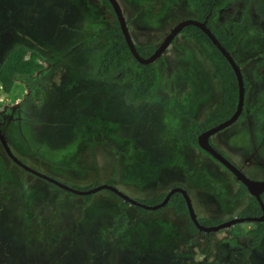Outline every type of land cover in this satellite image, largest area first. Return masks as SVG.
I'll list each match as a JSON object with an SVG mask.
<instances>
[{
  "label": "rangeland",
  "instance_id": "obj_1",
  "mask_svg": "<svg viewBox=\"0 0 264 264\" xmlns=\"http://www.w3.org/2000/svg\"><path fill=\"white\" fill-rule=\"evenodd\" d=\"M235 1H226L221 8H233ZM119 2L122 9L127 8V18L137 24L140 35L135 32V42H158L192 13L186 0ZM102 7L98 0H0V35L13 29V39L29 42L42 54H64L40 81L41 99L35 96L34 82L27 86L17 80L9 95L0 91V100L10 106L27 96L33 103L27 113L36 118L54 114L51 123L39 115L43 129L40 123L32 128L15 125L7 139L10 150L13 154L27 153L30 158L25 159L26 164L70 185L112 183L130 198L145 199L180 184L199 221L220 222L240 216L250 198L231 201L230 196L242 189L241 184L220 163L203 154L200 157L176 134L190 124L187 116L203 118L221 103L222 84L210 60L193 40L179 34L168 47L167 56L158 62L161 68L173 58L181 64L172 83L168 80L148 103H126L127 87L117 83L121 76L107 82L90 78L85 72L95 70V58L110 40L99 33L113 23L110 15L101 13ZM256 8L261 15L247 20L241 43L242 53L249 59L257 58L258 52L264 54V34L252 29L258 22L256 25L264 30V0H258ZM226 13H221V18L229 29L233 19L228 18L234 15ZM15 45V41L11 46L0 40L5 51ZM263 126L257 139L264 136ZM237 134L228 137L226 150L227 144H248V135ZM2 146L0 141V264H50V252L53 264L59 260H65L60 264H240L244 250L252 244L249 237L238 240L227 229L207 235L194 233L192 237L185 231L187 220L174 217L172 207L159 216L131 215L133 225L121 237L111 238L120 198L106 191L93 194V201L87 204L60 197L40 176L23 173ZM114 212L117 215H112ZM140 220L148 222L146 228L141 227ZM76 221L83 225L76 228ZM253 225L243 223L240 227L247 230ZM106 241L113 252L98 260L100 250L96 246ZM207 241L211 248L208 257ZM74 243L77 248L71 247ZM256 249L248 254L246 264H264L261 259L257 262L264 249Z\"/></svg>",
  "mask_w": 264,
  "mask_h": 264
},
{
  "label": "trees",
  "instance_id": "obj_2",
  "mask_svg": "<svg viewBox=\"0 0 264 264\" xmlns=\"http://www.w3.org/2000/svg\"><path fill=\"white\" fill-rule=\"evenodd\" d=\"M189 7L195 12L197 15L196 18L200 21H206L207 27L213 32V34L218 38L221 45L230 53L233 52L237 44L242 38V34L244 29L242 25L239 23H234V27L232 28L231 33L222 32L220 28H215L212 24V19L215 18L218 14V9H220L226 1L229 0H186ZM235 1V0H234ZM101 4L108 8L113 14L114 18V26L103 27L100 29L99 33L103 37L109 38V42L105 48L100 50L95 58V66L94 71L88 73V77L94 78L99 81H107L111 82L113 78L117 75L121 76V82H117L118 84H125L126 89L124 91V101L129 104H145L153 100L158 95V90L163 87L165 84L163 80V72L164 69L160 67L159 60H155L148 64L140 63L131 53L124 36L122 34L119 22L116 19L113 8L108 0H100ZM236 2V1H235ZM183 34L193 40L197 46L202 50L203 53L210 60L213 69L214 75L221 81L222 84V99L219 107L215 112L206 116L204 121H198L195 118H188L190 121L189 125L184 126L181 130H179L176 134L177 137H181L182 140L186 141V143L195 148L198 155L210 156L207 151L203 150L198 144V136L201 132L209 128L210 126L216 125L219 122L224 121L229 118L235 111L237 106L238 99V85L236 76L234 71L223 56V54L217 49V47L211 42L208 36L198 27L193 25L185 26L180 34ZM135 48L140 56L148 57L157 48V45L152 44L150 42L145 43H135ZM58 54V53H57ZM55 59H63L64 54H53ZM53 57V59H54ZM43 59L45 56L42 55L38 50L33 47L20 43L13 48L9 49L3 58L0 60V91H3L5 94H10L14 82L24 81L32 79L35 77V74L40 70L44 69ZM163 59V58H162ZM173 81V79H172ZM248 84L245 83V88L247 90ZM42 90L38 87L35 88V95L38 99H41ZM215 160V158L213 159ZM23 173H26L22 167H20ZM35 176V175H33ZM43 179V178H41ZM45 180V179H43ZM47 181V180H45ZM65 183L64 181H61ZM48 186L51 189L57 190L60 193V197L64 196L69 200L81 199L82 203H90L93 201V194H77L70 190H66L60 188L56 184L47 181ZM76 190H89L98 185H101V182H94V184L78 186V185H70L65 183ZM108 185H113L109 183ZM242 189L239 188L232 196L231 200H238L247 195L246 188L241 185ZM99 191H106L113 197L120 198L117 194L109 189H101ZM97 191V192H99ZM166 196V192H162L145 199H135L136 203H130L126 200L121 199L120 212L118 213V217L113 222L111 230V238H115L116 236L121 237L120 234H124L127 228L133 225L130 221V216L133 214L142 215V216H156L160 215L161 212L168 208L172 207L174 209V213L176 215H181L187 217L188 223L186 224V232L194 235L198 231L196 225L189 219L188 211L186 207V203L180 193H174L170 196L168 202L165 206L159 207L157 209L146 208L145 206H155L159 204ZM261 198L264 201V192L261 194ZM72 202V203H73ZM71 202L68 205L72 204ZM140 203V204H139ZM108 204V203H106ZM143 204V205H141ZM132 209V211H130ZM261 213L260 206L258 205L255 198L251 197L250 205L244 209L240 216H258ZM112 215H117L115 212ZM61 218V217H60ZM110 219V218H109ZM140 222H142L140 220ZM222 222V221H220ZM218 220H200V223L203 225H213L220 223ZM77 228L82 226L83 224L80 221L74 222ZM148 223V222H147ZM147 223H143L141 227L146 228ZM153 224V223H152ZM152 226V225H151ZM150 226V227H151ZM75 228V230H76ZM149 230V229H148ZM155 230L152 229V232ZM162 232V228H161ZM230 233L233 236L241 237L245 235H252L253 244L257 245L264 240V221L256 223V227L254 230L250 232H245L244 229L237 226H233L230 228ZM155 235V234H154ZM123 236V235H122ZM118 237V238H119ZM193 237V236H192ZM105 244V243H104ZM97 245L96 248L99 249L97 255V259H101L105 256H110V252H113L114 248H111L106 241V244ZM77 248L76 243L71 244V247ZM207 257L211 253L210 243L207 241L206 248ZM55 254V253H54ZM53 254V255H54ZM50 264H53L52 253L50 252ZM61 256V255H60ZM89 259V258H88ZM65 261V260H59ZM209 264V263H203Z\"/></svg>",
  "mask_w": 264,
  "mask_h": 264
},
{
  "label": "flooded vegetation",
  "instance_id": "obj_3",
  "mask_svg": "<svg viewBox=\"0 0 264 264\" xmlns=\"http://www.w3.org/2000/svg\"><path fill=\"white\" fill-rule=\"evenodd\" d=\"M95 1L97 2V0H95ZM98 1H100V0H98ZM234 3H235V5L233 6V8H230V9L220 8V9H218V14L215 18L212 19V24L215 28H220L222 32H226V33L232 32V28L234 27L235 22L238 24L240 23L242 25V27L244 29V32L242 34V38L239 41V43L237 44V46L235 47V49L233 50L232 54H233L236 62L238 63L239 67L242 70L243 78H244V87H245V83L248 84V87H247V90L245 88L244 104H243L242 109H241V114L239 115L237 120L234 123H232L231 125L225 127L224 129L218 131L217 133L211 135L209 137V143L217 152H219L226 159H228L233 165H235L237 168H239V170H241V172H243L245 175H247L246 172L252 173L256 177H252V178L250 177L251 179L257 180V181H262V180H264V156H263V153H264V151H263L264 150V136L260 139H257V133L260 132L259 131L260 125L264 123V122H261V119L262 118L264 119V116H263V112H264V54H261V52H258L259 56L257 58L256 57H250V59H249V57H246L245 54L242 53V50H241V43H242V40H243V38L247 32V24H246L247 20L249 18L256 19L257 17H259L261 15V12L258 11L256 8L258 0H236V2H234ZM234 8H236V11H233ZM102 9H103V11H101L102 14L105 15L107 13L108 16L110 15L112 17L111 18L112 22H113L112 26H114L115 25L114 24V18H113L111 11H109V9L106 7L104 9V6L102 7ZM124 9L127 10V8L124 6L122 10H123V14L126 18V24L128 26L129 32L132 35L131 37H133L135 32L139 36L140 33H138V31H136L138 29L137 24L135 22H133L134 19L127 18ZM225 11H227L226 15H228V16L234 15V16L228 18L230 21H231V19H233L231 21V26L229 29H227V27L223 23L224 22L223 18H221V13H223ZM196 16L197 15L192 10L190 18L197 19ZM262 18L264 19V16H262ZM116 19H117V17H116ZM263 19H261L262 24H264ZM205 23H206V21H205ZM257 23L258 22L255 23V26L252 29L257 31V32L260 31L261 33L264 34V30H262V31L260 30V28L262 26L256 25ZM14 31L15 30L11 29L10 32H8V33L5 32L6 34L4 33V34L0 35V40L2 41V43L3 42H4V44L9 43L12 46L13 42L15 41L17 43V45L20 44V42H18V38L13 39V36H15ZM156 33H158V32H156ZM164 34H163L164 36L162 39H164L165 36L167 35V33H164ZM185 37H187V36H185ZM162 39L158 42H150V43L158 46L159 43L162 41ZM187 39H190V38L187 37ZM260 39L263 40V36H260ZM22 41H23L22 43H25V44L33 47L29 42L24 41V40H22ZM252 41L253 40L251 39L250 42H252ZM136 43H142V42H136ZM262 46H264V44H262ZM13 47H8V49H6V51H5V49H3L2 46H0V55H2L4 51L7 52L9 49H11ZM167 50L157 60H159L160 62L163 61L164 57L167 56V54H168ZM42 55L45 56V64H46L45 67L46 68L37 72V74L35 75L34 78L32 77V79L24 81V83L27 86H30V84H32V82H34V84H32V86L34 88L38 87L40 85V81L43 80V78L47 74V72H49L50 69L52 71V68H54L56 66V63L58 61H61L58 58L55 59L53 54H48V55L42 54ZM2 57L0 58V60L2 59ZM53 57H54V59H53ZM53 60H54V63L52 62ZM249 62L252 64L248 65ZM166 64L167 65L165 67H163V69H164L163 80L165 82L164 86L167 85L168 80H171V83H172V77H174V74L176 72H178L179 69L181 68V64H179L177 62L176 58H173L170 63H166ZM63 71H65V70H63ZM85 72L88 76V73H91L92 71H89L86 69ZM171 87H172V85H171ZM26 97L27 96H25L21 100L20 104H16L15 106L4 107L3 109L0 110V130L5 134V136L8 140H9V137L12 136V133H14L13 131L16 130V128H17V127H15V125H18L19 128H21L22 124H24L28 128L29 127L32 128V126H34L35 123H40V128L43 129L41 122H39V120L37 119V118H39V115L46 117L48 122L47 121H45V122H47V123H51V121L54 120V114L52 112L44 113V115L39 114L37 118H36V116L34 117L31 113H27L30 110V108H32L33 103L30 100H28V98H26ZM237 103H238V101H237ZM250 108L252 109L251 111L249 110ZM258 114H259V116H258ZM208 115H210V114H206L203 116V118H200V119H197V118L189 115V116H187V120H188V118H195L198 121H204L206 119V116H208ZM30 117H33V118H30ZM227 119H225V120H227ZM220 123L221 122H219L218 124H220ZM218 124H216V125H218ZM186 125H189V124H185L184 126H186ZM216 125H213V126H216ZM213 126H210L209 128H211ZM209 128H207L206 130H208ZM262 129H263L262 132L264 134V126ZM18 130H20V129H18ZM206 130H204V131H206ZM242 131H244V132H242ZM236 133H239L237 135H240V134L248 135L249 136L248 144L247 145L246 144L245 145L235 144L234 147L231 146L230 144H227V150H226L225 149L226 148L225 142L228 140L229 136H232ZM238 141H240V140H238ZM238 143H240V142H238ZM3 150L5 151L7 156L10 158L12 163H15L13 161V159L9 156V154L6 152L4 147H3ZM29 151H30V149H29ZM29 151H28V153H29ZM14 154L16 155V157L20 161H22V163H24V164L28 163V161H26V160H28L30 158V156H28L27 153L19 155V152H18V154H17V152H14ZM205 157H207V159L210 158L211 160L214 159V158H211L210 156H205ZM214 161H216L217 163H220L217 159H215ZM15 164L17 166L21 167L17 163H15ZM28 164H26V165L29 166ZM31 166L33 168V165H31ZM222 166L225 167L224 165H222ZM32 175H34V174H32ZM177 187L183 188V186H181L180 184L171 186V188H169L167 190L166 195L172 189L177 188ZM141 205H143V204H141ZM148 207H152V206H148ZM173 216L175 217L174 211H173ZM176 218H184L188 222V219L185 216H180V217H176ZM189 219H190V217H189ZM199 225H201V224H199ZM203 226L211 227L213 225H203ZM255 227H256V225H253L250 229H247V230H245L244 228L243 229L245 230V232H250V231L254 230ZM229 231H230V228H229ZM196 233L207 235V234H210L212 232H205V231L198 230ZM197 237H199V236H197ZM242 237H247V238L249 237L251 240L253 238L252 235H245ZM234 238H236V237H234ZM251 242H252L251 246H247V248L244 250V253L242 256L243 259L240 260V264H246L247 259H248V254H251L253 249L257 248L256 251H258V247H260L261 249L262 248L264 249V240H261V242L257 245L253 244V241H251ZM261 245H262V247H261ZM258 259H261L262 260L261 262H264V260H263L264 256H259L257 258V262L259 261Z\"/></svg>",
  "mask_w": 264,
  "mask_h": 264
},
{
  "label": "water",
  "instance_id": "obj_4",
  "mask_svg": "<svg viewBox=\"0 0 264 264\" xmlns=\"http://www.w3.org/2000/svg\"><path fill=\"white\" fill-rule=\"evenodd\" d=\"M113 8V11L117 17V20L120 24V28L121 31L123 33L124 39L131 51V53L133 54V56L142 64H148L151 63L153 61H155L157 58H159L162 53L168 48L170 42L172 41V39L185 27L188 25H193L196 26L198 28H200L207 36L208 38L212 41V43L217 47V49L223 54V56L226 58V60L229 62V64L231 65L234 74L236 76V80H237V85H238V103L236 106V109L234 111V113L232 114V116L230 118H228L227 120L221 122L220 124L213 126L211 128H209L208 130L202 132L199 134L198 136V144L199 146L207 151L212 157H214L215 159H217L222 165H224L229 171H231L234 176L236 177L237 180H239L248 190L249 194L254 196L261 208H262V216L259 218H247V219H254V220H258V221H264V203L261 200V196L260 194L264 192V180L262 181H257V180H253L249 177H247L243 172H241V170H239V168H237L235 165H233L228 159H226L223 155H221L219 152H217L209 143V137L215 133H217L218 131L224 129L225 127L231 125L232 123H234L237 118L239 117V115L241 114V109L242 106L244 104V95H245V87H244V79H243V73L241 68L239 67L238 63L236 62L235 58L233 57V55L228 52L219 42V40L217 39V37L212 33V31L207 27L205 21H199L197 19L194 18H188V19H184L180 22H178L172 29L171 31L168 33V35L165 37V39L163 40V42L157 47V49L153 52V54H151L148 57H142L139 55V53L137 52L136 48H135V44L134 41L131 37V34L129 32L128 26L126 24V18L123 14V10L122 7L119 3L118 0H108ZM0 141L3 144L5 150L7 151V153L9 154V156L18 164L20 165L22 168H24L25 170L40 176L41 178L52 182L54 184H56L57 186H59L60 188L66 189V190H70L74 193L83 195V194H90V193H95L101 189H109L111 191H113L115 194H117L118 196L126 199L129 202H133L136 203L133 199L129 198L127 195H125L123 192L119 191L116 187L112 186V185H108V184H101L98 185L94 188H91L89 190H76L73 189L72 187H70L69 185L62 183L60 180L49 177L39 171H37L36 169L27 166L26 164L22 163V161H20L15 155H13L12 151L10 150L7 141L4 137V135L2 134V131L0 130ZM175 192H179L181 193L187 203V208L190 214L191 219L193 220V222L195 223V225L197 226V228L201 231H205V232H214V231H219L221 229H225V228H229L231 225L237 223V222H241L244 221L243 218H235L232 220H229L227 222H223L221 224L215 225V226H211V227H207V226H203V225H199L194 209L191 205V201L190 198L187 194V192L180 188H174L172 189L167 195L166 197L163 199L162 202H160L159 204L152 206V207H148L147 208H151V209H157L159 207L164 206L168 200L171 194L175 193Z\"/></svg>",
  "mask_w": 264,
  "mask_h": 264
},
{
  "label": "clouds",
  "instance_id": "obj_5",
  "mask_svg": "<svg viewBox=\"0 0 264 264\" xmlns=\"http://www.w3.org/2000/svg\"><path fill=\"white\" fill-rule=\"evenodd\" d=\"M119 1V0H118ZM120 3V2H119ZM190 18V17H189ZM186 19H188V18H186ZM172 29V28H171ZM171 29L168 31V32H166L167 33V35H168V33L171 31ZM213 33V32H212ZM178 34H180V32L178 33ZM178 34L176 35V36H178ZM165 35V34H164ZM163 35V36H164ZM166 35V36H167ZM163 36H161V37H163ZM165 36V37H166ZM176 36L172 39V41L170 42V44H169V46L171 45V43L175 40V38H176ZM165 39V38H164ZM164 39H162V41L159 43V45L163 42V40ZM218 39V38H217ZM160 41V40H159ZM212 42V41H211ZM136 42L134 41V44H135ZM158 45V46H159ZM157 46V47H158ZM168 46V47H169ZM157 49V48H156ZM155 49V50H156ZM168 49V48H167ZM166 49V50H167ZM165 50V51H166ZM164 51V52H165ZM163 52V53H164ZM162 53V54H163ZM232 54V53H231ZM233 55V54H232ZM162 56V55H161ZM160 56V57H161ZM159 57V58H160ZM234 57V56H233ZM158 59V58H157ZM43 63H44V66H46V64H45V59H43ZM64 70V69H63ZM37 74V73H36ZM35 74V75H36ZM244 79V78H243ZM23 84H25V83H23ZM26 85V84H25ZM17 104H19V102H16ZM13 105H15V104H13ZM10 105H7V104H4V102L3 101H1L0 100V110L1 109H3L4 107H9ZM2 134L4 135V137H5V139H6V141H7V138H6V136H5V134L2 132ZM5 149V148H4ZM7 152V151H6ZM14 155V154H13ZM14 161V160H13ZM15 162V161H14ZM16 163V162H15ZM24 169V168H23ZM25 170V169H24ZM228 170V169H227ZM27 171V170H26ZM29 172V171H28ZM231 172V171H230ZM31 173V172H30ZM232 173V172H231ZM31 174H33V173H31ZM233 174V173H232ZM35 175V174H34ZM234 175V174H233ZM35 176H37V175H35ZM247 176V175H246ZM235 177V176H234ZM248 177V176H247ZM235 180L236 181H238L241 185H243L239 180H237L236 179V177H235ZM113 186V185H112ZM244 186V185H243ZM115 187V186H114ZM245 187V186H244ZM181 188V187H180ZM184 188V187H183ZM182 188V189H183ZM246 188V187H245ZM118 189V188H117ZM239 189V188H238ZM119 190V189H118ZM184 190H185V188H184ZM246 190H247V188H246ZM119 191H121V190H119ZM186 191V190H185ZM122 192V191H121ZM187 192V191H186ZM175 193H177V192H175ZM179 193V192H178ZM125 194V193H124ZM168 194V193H167ZM174 194V193H173ZM181 194V193H180ZM262 194V193H261ZM261 194H260V196H261ZM126 195V194H125ZM172 195V194H171ZM170 195V196H171ZM182 195V194H181ZM233 195V194H232ZM231 195V196H232ZM231 196H230V198H231ZM120 197V196H119ZM129 197V196H128ZM166 197V196H165ZM182 197H183V199H184V201H185V203H186V200H185V198H184V196L182 195ZM251 197H253V198H255L254 196H252V195H250L249 194V192H248V190H247V195L245 196V197H243V198H241V199H238V200H242V199H244L245 201L247 200V199H249L250 198V200H251ZM120 198H122V197H120ZM130 198V197H129ZM170 198V197H169ZM123 200H126V199H124V198H122ZM131 199H133L135 202H136V204H137V201L134 199V198H131ZM256 199V198H255ZM250 200H248V202H247V205L245 206V208L244 209H246L249 205H250ZM261 200H262V198H261ZM127 201V200H126ZM163 201V200H162ZM161 201V202H162ZM191 201V200H190ZM231 201H233V200H231ZM234 201H236V200H234ZM256 201H257V203H258V205L260 206V204H259V202H258V200L256 199ZM263 201V200H262ZM129 202V201H128ZM130 203H133V202H130ZM263 203H264V201H263ZM166 205V204H165ZM164 205V206H165ZM192 205V204H191ZM146 208H147V206H145ZM186 207H187V205H186ZM193 207V206H192ZM169 208V207H168ZM149 209V208H148ZM172 209V208H171ZM194 209V208H193ZM243 209V210H244ZM260 209H261V213H260V215H258V216H251V215H248V216H235V217H227V218H225L224 219V221H222L221 223H223V222H227V221H229V220H232V219H235V218H243L244 219V221H241V222H237V223H235V224H233V225H231L229 228H231V227H233V226H235V225H237V224H239V225H241V224H243V223H254V225H256V223H258V222H263V221H258V220H254V219H247V218H259V217H261L262 216V214H263V212H262V208H261V206H260ZM187 211H188V208H187ZM194 212H195V210H194ZM195 215H196V218H197V221L199 220L198 219V215L196 214V212H195ZM180 216H182V214L181 215H176L175 214V217H180ZM188 216L190 217V214H189V211H188ZM190 220L193 222V220L191 219V217H190ZM194 223V222H193ZM198 223L199 224H201L199 221H198ZM221 223H218V224H221ZM195 224V223H194ZM218 224H213V226H215V225H218ZM202 225V224H201ZM197 227V226H196ZM229 228H225V229H227V230H229ZM199 230V229H198ZM201 231V230H200ZM214 232H217V231H214ZM228 232H230V231H228ZM213 233V232H212ZM233 236V235H232ZM234 237H236V238H238V240H240V239H242L243 237L241 236V237H237V236H234Z\"/></svg>",
  "mask_w": 264,
  "mask_h": 264
}]
</instances>
